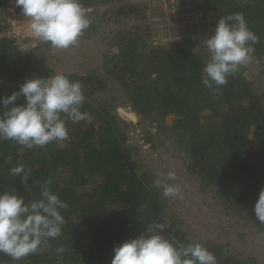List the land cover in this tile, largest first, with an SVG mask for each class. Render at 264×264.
Here are the masks:
<instances>
[{
	"label": "trees",
	"instance_id": "16d2710c",
	"mask_svg": "<svg viewBox=\"0 0 264 264\" xmlns=\"http://www.w3.org/2000/svg\"><path fill=\"white\" fill-rule=\"evenodd\" d=\"M81 2L90 9L91 25L79 42L92 41L98 33L109 48L97 71L89 65L64 73L83 85L81 111L91 115V122L72 123L65 117L69 139L32 150L0 141V194L14 189L30 201L51 181L52 191L68 204L62 234L22 260L0 253V264H111L114 248L165 221L169 228L162 235L182 244H203L218 264H264L260 257L229 250L232 243L224 245L227 229L215 239L200 237L172 208L173 198L154 187L156 179L171 183L167 173L175 172L181 188L198 193L199 210L216 208L232 229L247 228L264 242V223L255 215L264 190V0H185L189 7L184 12L199 19L203 32L197 35L196 25L189 30L182 24L177 39L165 45H153L147 3ZM6 3L0 0V8ZM101 5L102 11L97 8ZM237 13L259 38L250 62L261 69L259 76L245 65L226 85L206 87L204 67L210 54L201 36L211 35L220 17ZM7 31L0 10V100L27 79L56 75L47 65L56 48L41 42L23 53L4 36ZM24 103V97L15 102ZM6 110L0 104V115ZM120 110L135 115L136 123ZM137 132L138 148L148 146L144 158L150 168L134 155L131 141ZM156 155L161 163L154 165ZM21 164L30 170L27 188L22 174L10 172ZM141 173L151 179L143 180ZM193 203L185 216L198 209ZM61 247L65 250L58 253Z\"/></svg>",
	"mask_w": 264,
	"mask_h": 264
},
{
	"label": "clouds",
	"instance_id": "9594fccd",
	"mask_svg": "<svg viewBox=\"0 0 264 264\" xmlns=\"http://www.w3.org/2000/svg\"><path fill=\"white\" fill-rule=\"evenodd\" d=\"M6 2V0H5ZM22 9L31 34L53 48L68 49L79 43L91 25L90 9L81 0H16ZM5 6L0 10L3 17ZM258 36L249 29L242 13L220 17L212 34L205 40L210 59L204 67L206 87L224 86L240 67L254 59V44ZM25 103L16 105L20 98ZM85 101L83 85L64 74L47 78L27 79L19 90L2 98L7 109L0 115V141L11 140L28 150L62 143L69 139L66 120L72 123L91 122L82 112ZM11 175H21L27 188L30 170L18 165ZM175 172L167 173V181H154L164 197L181 196L182 188ZM51 181H46L40 197L26 201L14 189L0 194V253L13 260H22L45 250L52 239L61 236L65 224L63 212L67 202L55 194ZM143 206L138 211H142ZM255 215L264 223V190L255 204ZM165 221V220H164ZM169 228L164 223L150 224L145 233L114 248L111 264H218L215 255L199 242L182 244L174 236L162 233ZM58 248L57 252H64Z\"/></svg>",
	"mask_w": 264,
	"mask_h": 264
},
{
	"label": "rangeland",
	"instance_id": "374dc122",
	"mask_svg": "<svg viewBox=\"0 0 264 264\" xmlns=\"http://www.w3.org/2000/svg\"><path fill=\"white\" fill-rule=\"evenodd\" d=\"M132 2H141L147 3L149 7L148 17L151 23H153L154 30V38L153 45H165L172 43L177 39L179 33V28H181L182 24L188 25V29H192L194 25L197 27V35H200L202 31V26L199 24V19L196 17L192 18L191 13H185L184 11L188 8V4H186L185 0H130ZM105 5H101L97 7L102 11ZM5 11L3 12L2 20H5ZM161 13L164 15L161 16ZM186 14V15H185ZM167 15V16H165ZM6 21V20H5ZM175 33V36L163 35L161 33ZM209 31V30H207ZM159 34V35H158ZM208 33L205 32V35L201 36V38H208ZM14 41V45L19 47L23 53H27L28 51H24L22 46L19 43V40H16L12 37H9ZM205 40H202V43H205ZM35 50V49H34ZM109 50L106 47L104 41L102 42V38L100 34H96L93 37L92 41H81L77 45L72 46L68 49H58L56 48L49 55L48 63L50 69L54 71L56 74H64L68 72H80L84 69V67L92 65L93 70H98V67L102 64V57L104 51ZM115 52L116 49L114 48ZM85 64V65H83ZM247 66L250 69V72L255 77L259 76V72L261 71L258 67L251 66V63H248ZM121 114L124 115L127 119L134 121V124L137 121L135 115L127 114L125 111L120 110ZM155 129L153 128V131ZM137 132L132 138L131 144L133 146L134 155L139 160L142 166H147L150 168L151 163L147 162V158H144V155H148L146 152L148 146L140 147L137 141ZM143 142H141L142 144ZM160 155H156L154 165L160 164ZM157 159V160H156ZM148 173H141V178L146 181L148 177ZM151 179V178H147ZM195 200L198 209L194 211H190V213L186 214L189 210L194 207L193 201ZM173 209L177 210L178 214L182 217L183 220L189 223V227L195 231H198L200 237L207 238L211 236L213 239L217 237V234H221L224 232L223 229H227L229 232V238L224 245L229 244L228 249L233 250V252H244L250 254L251 256L260 257V260L264 261V242L257 236L251 235L247 228H241V226L236 229H232L230 226V222L227 217H223L220 215L221 213L217 211L216 208H213L211 212L206 211V209L199 210L202 207V203L199 199V195L195 189L186 190L182 188V193L180 197L173 198ZM219 209V208H218ZM240 233V237H237V234ZM219 243H223L219 241Z\"/></svg>",
	"mask_w": 264,
	"mask_h": 264
},
{
	"label": "built area",
	"instance_id": "2783aa9c",
	"mask_svg": "<svg viewBox=\"0 0 264 264\" xmlns=\"http://www.w3.org/2000/svg\"><path fill=\"white\" fill-rule=\"evenodd\" d=\"M6 2L7 13L5 12L4 18L8 24V31L4 36L19 40L24 51L31 48L36 49L42 41L31 34L28 24L29 18L25 17L22 9L16 5V0H6Z\"/></svg>",
	"mask_w": 264,
	"mask_h": 264
}]
</instances>
